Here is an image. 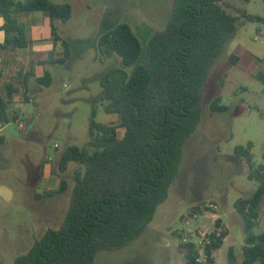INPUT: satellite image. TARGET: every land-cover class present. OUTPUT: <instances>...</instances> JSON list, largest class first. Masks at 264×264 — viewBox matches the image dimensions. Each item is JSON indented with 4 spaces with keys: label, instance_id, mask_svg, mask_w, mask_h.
<instances>
[{
    "label": "rangeland",
    "instance_id": "1",
    "mask_svg": "<svg viewBox=\"0 0 264 264\" xmlns=\"http://www.w3.org/2000/svg\"><path fill=\"white\" fill-rule=\"evenodd\" d=\"M53 1L73 7L71 20L58 23L60 35L72 43L71 59L65 65H54L49 62L52 52L45 50L44 55L37 51L45 48L48 20L43 14L37 18L24 15L21 20L27 25L32 45L8 57L2 79L3 83L19 87L11 110H20L23 120L0 130V264H14L15 258L31 248L47 229H58L63 224L74 186L73 174L80 166L72 163L66 173H61L59 157L68 146L87 144L93 110H97L99 123L118 122L117 115L107 114L98 98L102 94L101 77L121 67L122 60L118 56L102 60L99 37L121 23H128L142 44L137 64L144 63L149 40L166 28L175 2ZM221 5L238 18V31L211 68L202 121L187 143L170 196L158 208L141 238L123 249L100 252L96 264H186L181 243L199 244L214 230L217 219L222 220L229 235L214 253L215 264H227L230 246L241 254L245 233L235 202L251 196L258 184L247 178L245 162L234 156V149L253 142L255 163L264 164V85L255 77L264 72V21H249L242 15L264 20V0H225ZM233 54L239 59L237 64L232 63ZM19 70H32L36 76L48 70L52 84L40 86L32 79L31 101L26 103L23 87L15 82ZM219 95L228 107L225 112L210 108ZM122 135L120 129L119 137ZM63 178L69 183L65 193L36 198V194L57 190ZM35 205L46 207L45 213L51 220L37 221L35 211L31 210ZM195 205H203L202 214L191 218L190 209ZM262 231L264 201L256 229L257 233ZM20 232L25 237L22 242Z\"/></svg>",
    "mask_w": 264,
    "mask_h": 264
},
{
    "label": "trees",
    "instance_id": "2",
    "mask_svg": "<svg viewBox=\"0 0 264 264\" xmlns=\"http://www.w3.org/2000/svg\"><path fill=\"white\" fill-rule=\"evenodd\" d=\"M225 0H175L166 28L149 40L145 62L137 64L142 44L128 23L103 33L98 40L102 60L118 56L122 66L100 79L98 103L118 122L96 121L92 112L89 139L84 147L68 146L60 155L58 169L74 171L72 194L63 224L49 228L14 264H96L103 251L130 246L147 231L158 208L167 201L184 159L185 146L202 121L206 83L215 61L236 36L238 18L221 5ZM250 1V0H246ZM33 12L49 19L54 49L50 63L65 65L72 57L71 41L60 35L58 23L73 16L70 3L53 0H0L5 41L0 44V129L23 120L21 111L11 110L20 92L14 83H3L8 57L31 47L27 25L21 20ZM249 21H264L243 13ZM62 46L59 51L58 47ZM233 64L238 57L231 55ZM264 85V72L255 76ZM50 87L52 76L19 70L15 79L29 103L30 83ZM264 93V89H263ZM210 108L225 112L219 95ZM32 121V118H29ZM123 130L119 137V130ZM253 142L237 146L234 155L246 165V175L258 186L249 197L235 202L243 221L245 243L238 254L227 252V264H264V231L257 233L264 201V164H256ZM69 188L63 178L57 190L36 194L37 199L55 197ZM203 205L190 209V217L202 214ZM229 235L221 219L199 244L181 243L186 264H215L214 253Z\"/></svg>",
    "mask_w": 264,
    "mask_h": 264
},
{
    "label": "crops",
    "instance_id": "3",
    "mask_svg": "<svg viewBox=\"0 0 264 264\" xmlns=\"http://www.w3.org/2000/svg\"><path fill=\"white\" fill-rule=\"evenodd\" d=\"M39 14H41V13H38V12H33V13H31V14H29L28 16H31V17H33V18H37V16L39 15ZM47 18V17H46ZM47 20H48V23H49V34L47 35V38L45 39V48H37L36 49V43H34V45H35V49L37 50V51H41L42 52V54H46V53H44L45 52V50L49 53V52H52L53 51V49H54V43H53V41H52V37H51V32H50V22H49V19L47 18ZM3 25H4V20H3V18L0 16V44H3L4 43V41H5V33H4V31H3V29H2V27H3ZM33 42V41H32ZM44 44V43H43ZM0 65H1V56H0ZM1 130V129H0ZM193 136V135H192ZM192 136H191V138H192ZM190 138V139H191ZM189 139V140H190ZM189 140H188V142H189ZM187 142V143H188ZM186 146H187V144H186ZM186 146H185V149H186ZM235 156V155H234ZM236 157V156H235ZM237 158V157H236ZM242 160V159H241ZM33 207H35V208H31V210L35 213V216H36V220L37 221H46V220H51L50 219V217H49V215H47L45 212L46 211H48V210H45L46 209V207H41V206H37L36 207V205L35 206H33ZM45 210V211H44ZM21 232L19 233V237H20V239H19V242H22L23 241V239L25 238L24 236H22L21 237ZM28 251V250H27ZM26 251V252H27ZM16 259V258H15Z\"/></svg>",
    "mask_w": 264,
    "mask_h": 264
},
{
    "label": "built area",
    "instance_id": "4",
    "mask_svg": "<svg viewBox=\"0 0 264 264\" xmlns=\"http://www.w3.org/2000/svg\"><path fill=\"white\" fill-rule=\"evenodd\" d=\"M20 127H23V124H22ZM51 160H52V159H51Z\"/></svg>",
    "mask_w": 264,
    "mask_h": 264
}]
</instances>
